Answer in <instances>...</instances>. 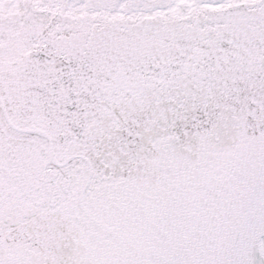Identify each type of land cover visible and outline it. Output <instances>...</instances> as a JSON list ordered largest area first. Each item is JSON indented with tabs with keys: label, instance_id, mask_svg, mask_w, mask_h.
Masks as SVG:
<instances>
[{
	"label": "snow or ice",
	"instance_id": "snow-or-ice-1",
	"mask_svg": "<svg viewBox=\"0 0 264 264\" xmlns=\"http://www.w3.org/2000/svg\"><path fill=\"white\" fill-rule=\"evenodd\" d=\"M0 264H264V0H0Z\"/></svg>",
	"mask_w": 264,
	"mask_h": 264
}]
</instances>
